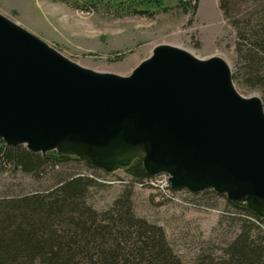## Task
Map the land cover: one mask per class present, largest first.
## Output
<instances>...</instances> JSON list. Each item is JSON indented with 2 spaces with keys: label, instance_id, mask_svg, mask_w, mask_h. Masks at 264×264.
I'll return each mask as SVG.
<instances>
[{
  "label": "water",
  "instance_id": "95a60500",
  "mask_svg": "<svg viewBox=\"0 0 264 264\" xmlns=\"http://www.w3.org/2000/svg\"><path fill=\"white\" fill-rule=\"evenodd\" d=\"M0 140L107 172L140 160L264 218V102L220 56L158 44L128 76L97 72L0 13Z\"/></svg>",
  "mask_w": 264,
  "mask_h": 264
},
{
  "label": "rangeland",
  "instance_id": "374dc122",
  "mask_svg": "<svg viewBox=\"0 0 264 264\" xmlns=\"http://www.w3.org/2000/svg\"><path fill=\"white\" fill-rule=\"evenodd\" d=\"M182 2L161 0L169 11H157L154 18H118L106 8L82 12L62 0H0V13L74 62L97 72L128 76L158 44L177 46L200 58L220 56L233 73L237 72L243 62L236 51L238 34L245 25L250 29L258 25L254 14L264 0H230L229 14H223L220 21L186 14L179 7ZM205 16L211 18L209 11ZM237 87L244 96H259L264 102V91ZM127 168L95 171L84 163L69 161L48 163L29 175L0 158V198L42 192L63 178L84 175L98 182L89 189L87 198L98 211L110 208L124 190H132L136 215L163 227L169 243L186 264H193L201 255L222 256L239 232L242 217L227 197H219L216 192L195 196L172 191L169 184L165 187L161 175L140 183Z\"/></svg>",
  "mask_w": 264,
  "mask_h": 264
},
{
  "label": "trees",
  "instance_id": "16d2710c",
  "mask_svg": "<svg viewBox=\"0 0 264 264\" xmlns=\"http://www.w3.org/2000/svg\"><path fill=\"white\" fill-rule=\"evenodd\" d=\"M62 1L82 12L106 8L118 18H154L157 11H169L161 0ZM192 1L182 2L179 7L196 16L199 0L195 5ZM229 3L220 2L225 16L229 14ZM254 15L258 25L251 29L245 25L238 34L236 51L243 62L233 78L236 86L264 91V3ZM0 158L29 175L48 163L69 161L100 171L75 157L36 154L24 146L8 148L3 140ZM126 171L140 183L151 178L140 160ZM97 184L94 178L78 174L61 179L49 190L0 198V264H186L169 243L163 227L136 215L132 190H124L107 210L91 206L87 201L89 189ZM208 193L215 194L208 190L195 196ZM228 202L242 215L239 232L221 257L201 255L193 264H264V219L245 205Z\"/></svg>",
  "mask_w": 264,
  "mask_h": 264
},
{
  "label": "crops",
  "instance_id": "0c3cea01",
  "mask_svg": "<svg viewBox=\"0 0 264 264\" xmlns=\"http://www.w3.org/2000/svg\"><path fill=\"white\" fill-rule=\"evenodd\" d=\"M206 11H209L211 18L205 16ZM196 18L200 20L206 19L220 21L223 18L220 3L217 0H199Z\"/></svg>",
  "mask_w": 264,
  "mask_h": 264
},
{
  "label": "built area",
  "instance_id": "2783aa9c",
  "mask_svg": "<svg viewBox=\"0 0 264 264\" xmlns=\"http://www.w3.org/2000/svg\"><path fill=\"white\" fill-rule=\"evenodd\" d=\"M190 1H192V0H183L184 3H187V2H190ZM217 1L218 2H221V1H224V0H217ZM192 4L195 5L196 4V1L193 0L192 1ZM161 177H163V180H164L163 182H164L165 187H166V184H169V176L166 175V174H164V175H161Z\"/></svg>",
  "mask_w": 264,
  "mask_h": 264
}]
</instances>
